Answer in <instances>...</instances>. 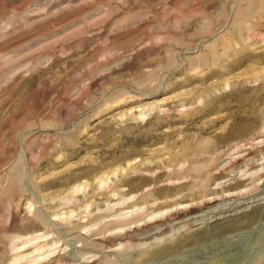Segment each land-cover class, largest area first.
Returning a JSON list of instances; mask_svg holds the SVG:
<instances>
[{
	"label": "rangeland",
	"instance_id": "obj_1",
	"mask_svg": "<svg viewBox=\"0 0 264 264\" xmlns=\"http://www.w3.org/2000/svg\"><path fill=\"white\" fill-rule=\"evenodd\" d=\"M0 264H264V0H0Z\"/></svg>",
	"mask_w": 264,
	"mask_h": 264
}]
</instances>
